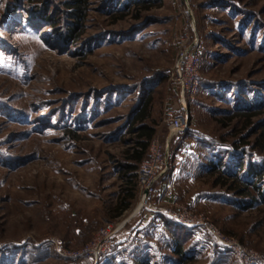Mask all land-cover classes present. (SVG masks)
Here are the masks:
<instances>
[{
    "label": "rangeland",
    "instance_id": "1",
    "mask_svg": "<svg viewBox=\"0 0 264 264\" xmlns=\"http://www.w3.org/2000/svg\"><path fill=\"white\" fill-rule=\"evenodd\" d=\"M46 6L56 27L33 20L31 11ZM185 8L195 15L202 83L189 104L190 130L169 138L163 111L166 101L177 107L169 75L191 30ZM66 12L65 0H0V264H98L83 251L121 218L113 246L130 264L145 253L152 264H174L165 220L194 231L183 246L192 259L181 264H264V200L243 208L232 177L208 170L217 155L227 162L234 145L248 152L242 169L264 163L259 132H250L264 120V0H88L79 45L60 40ZM149 92L152 142L170 139L168 168L152 204L137 212V183L130 207L111 218L134 144L130 113ZM255 101L261 108L249 111L260 114H236ZM87 228L95 234L79 245Z\"/></svg>",
    "mask_w": 264,
    "mask_h": 264
},
{
    "label": "trees",
    "instance_id": "2",
    "mask_svg": "<svg viewBox=\"0 0 264 264\" xmlns=\"http://www.w3.org/2000/svg\"><path fill=\"white\" fill-rule=\"evenodd\" d=\"M128 2L130 4L131 1ZM127 4L126 6L129 5ZM65 7L67 10L66 13L68 19L67 22L63 24V31H58L59 37L61 38L60 40L66 41L71 45H79V43H81L82 36L85 34L88 0H65ZM31 12L34 14V21H47L50 27H56L58 24L57 18H54V16L48 11V6L45 8H37ZM33 27H37V24H34ZM201 83L202 82L200 78L199 90L201 89ZM173 93H175L174 90ZM152 102L153 94L149 92L147 97L144 100L139 101V103L133 107L130 113V117L132 118L133 122V125L131 126V132L135 134L134 144L130 149L126 150V158L128 161L121 165V178L123 179L121 194H119L120 196L118 197L115 205L111 208H108L111 218H116L123 214V212L130 207L136 193L137 170L140 164L146 159L150 144L157 132V125L155 123L157 120L152 118ZM261 105L262 104L260 102L256 103V105L254 102H251L245 106H236V114L251 118L252 116H256L261 112H251L249 110L253 109L254 107L261 108ZM241 107L246 108L247 112H249L247 114L243 113L244 111L240 113L239 111ZM260 122H258L256 125L251 124L252 129L250 132H253V134L259 132L258 136L255 138V141L257 144H260V147L264 148V120ZM189 130L190 127L181 134H186ZM67 131L70 132L72 139L78 138V134L76 133L75 129H68L66 132ZM226 150L229 153L228 161L226 162L224 157L217 155L215 156V160L209 161L208 170H212L211 172L218 171L219 173L217 178L221 180L223 179V175H225V173H227V176L232 177L233 182H231L229 186L232 187L236 193H239L237 202L241 203L243 208H246L248 205H251L254 202L264 200V163L260 165L256 163V161L252 160L246 167L244 166L242 169V162L240 159L244 156H247V150L242 148V145H234V147H229ZM224 164H226L225 169L222 168ZM162 179L163 178H161L159 181ZM261 182H263L262 187L259 186ZM220 184H224V182L221 181ZM156 188L158 193L159 188L157 183ZM164 223L166 228L168 227L173 233L172 237L170 238L169 245L172 246V252L178 257L176 260H173L174 264H181L191 260L192 256H190L189 251H192L193 249L190 248L188 251L184 249L183 246L184 241H186L190 235L193 236L194 231L169 220H165ZM94 231L95 228H89L88 231L85 230L77 232L83 238L82 240H78L77 243L79 245L86 244V242L95 234ZM39 248L44 251V247L39 246ZM115 248L116 247H114L110 253L99 256L98 264H130L129 262L124 261V255H122L121 249L118 251V249ZM124 257L126 258V256ZM135 258L136 260L132 264H152L150 261L151 256L147 253L142 255L135 254Z\"/></svg>",
    "mask_w": 264,
    "mask_h": 264
},
{
    "label": "built area",
    "instance_id": "3",
    "mask_svg": "<svg viewBox=\"0 0 264 264\" xmlns=\"http://www.w3.org/2000/svg\"><path fill=\"white\" fill-rule=\"evenodd\" d=\"M182 13L187 14L191 30L188 29L184 37L181 38L169 75V82L172 83V89L177 97V107L173 104V101H166L163 111L162 121L170 130L169 138L185 132L191 126L189 104L195 98L200 87L202 57L200 41L195 29V15L188 8H185ZM169 138L165 142L158 139L153 141L149 147L148 157L137 170V183L139 185L137 212L141 207L153 203V198L157 193L156 183L168 168ZM173 216L179 223L184 225L195 226L199 224L198 220L194 221L195 219L190 217V214L186 216L183 213H174ZM126 222V219L121 218L104 225L83 253L94 255L96 260L99 256L110 253L113 249L114 238L124 228ZM215 235L218 237L217 234ZM220 243L232 246L238 253L247 252L237 241L221 240Z\"/></svg>",
    "mask_w": 264,
    "mask_h": 264
}]
</instances>
